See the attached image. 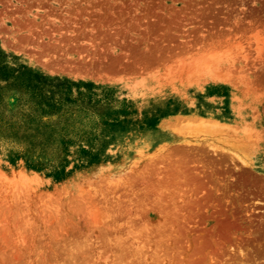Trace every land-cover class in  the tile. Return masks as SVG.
<instances>
[{
  "label": "rangeland",
  "instance_id": "obj_1",
  "mask_svg": "<svg viewBox=\"0 0 264 264\" xmlns=\"http://www.w3.org/2000/svg\"><path fill=\"white\" fill-rule=\"evenodd\" d=\"M0 65V264H264V0H0Z\"/></svg>",
  "mask_w": 264,
  "mask_h": 264
},
{
  "label": "trees",
  "instance_id": "obj_2",
  "mask_svg": "<svg viewBox=\"0 0 264 264\" xmlns=\"http://www.w3.org/2000/svg\"><path fill=\"white\" fill-rule=\"evenodd\" d=\"M9 71L7 70L6 66L0 65V78L7 79L9 76ZM38 76V75H37Z\"/></svg>",
  "mask_w": 264,
  "mask_h": 264
}]
</instances>
